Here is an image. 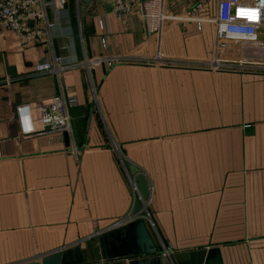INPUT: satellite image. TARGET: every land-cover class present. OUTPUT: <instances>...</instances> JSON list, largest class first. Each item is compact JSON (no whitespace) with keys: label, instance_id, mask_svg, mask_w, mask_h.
<instances>
[{"label":"crops","instance_id":"obj_1","mask_svg":"<svg viewBox=\"0 0 264 264\" xmlns=\"http://www.w3.org/2000/svg\"><path fill=\"white\" fill-rule=\"evenodd\" d=\"M199 1L165 0L162 61L136 12L117 17L96 0H67L51 43L22 48L0 33V264L76 243L80 264H118L98 237L131 208L130 164L151 189L148 230L160 253L217 247L223 264H264V75L207 67L217 0L196 11L200 29L179 18ZM84 54L132 62L70 67L60 78L33 69ZM62 91L74 102L69 130L1 142L13 104Z\"/></svg>","mask_w":264,"mask_h":264},{"label":"built area","instance_id":"obj_2","mask_svg":"<svg viewBox=\"0 0 264 264\" xmlns=\"http://www.w3.org/2000/svg\"><path fill=\"white\" fill-rule=\"evenodd\" d=\"M67 0H0V33L9 31L14 33L20 46L26 48L30 45H41L48 43L54 38L57 26L56 18L65 9ZM81 0H76L77 7ZM93 1V0H90ZM110 6L111 12L117 17H122L136 12L144 24V33L148 38H153L157 44V51L152 60L162 61L159 52V43L166 20L165 0H96ZM204 1V0H203ZM203 1L197 2L186 13L179 17L182 21H195L197 27L201 28L202 19L197 15V10L203 6ZM55 15L53 19L50 14ZM214 35V57L206 62L207 67L212 69H231L256 71L264 75V0H217L216 12L212 19ZM100 28H103L102 19L99 20ZM101 46H106L104 37L100 38ZM238 45L239 48L233 46ZM258 48L249 53V60L233 58V53L241 56L243 49L240 46ZM244 53V52H243ZM247 54V53H245ZM254 55V56H253ZM235 56V55H234ZM233 60V61H232ZM235 60V61H234ZM104 62L107 66L123 64L130 61L125 55H113L101 57L83 55L80 60L73 63H64L61 56L54 55L51 61H39L33 65L37 73L55 74L60 78L61 73L72 67H83L89 72L91 67ZM94 100L96 90L90 82ZM73 99L66 97L63 93L55 94L46 99L29 103L13 104L10 111V121L13 123L12 133L3 141L24 140L37 135L47 134L70 129L69 106L73 105ZM22 106H27L28 113L24 120L21 119ZM132 193V205L128 213L115 222L113 227L126 224L131 220L141 217L147 228L155 229L152 220L149 197L144 198L135 182L129 177ZM138 201L140 209L132 214L135 202ZM173 251L166 248L163 255L169 257Z\"/></svg>","mask_w":264,"mask_h":264},{"label":"water","instance_id":"obj_3","mask_svg":"<svg viewBox=\"0 0 264 264\" xmlns=\"http://www.w3.org/2000/svg\"><path fill=\"white\" fill-rule=\"evenodd\" d=\"M89 2L90 0H82ZM135 182L144 198L149 197L146 177L133 164L128 165ZM140 209L135 202L132 214ZM105 255L118 264H223L217 247L174 251L169 257L160 253L156 241L148 230L143 218L137 217L126 224L120 225L104 236L98 237ZM83 250L78 243L15 264H80L83 261Z\"/></svg>","mask_w":264,"mask_h":264},{"label":"rangeland","instance_id":"obj_4","mask_svg":"<svg viewBox=\"0 0 264 264\" xmlns=\"http://www.w3.org/2000/svg\"><path fill=\"white\" fill-rule=\"evenodd\" d=\"M165 23H166V22H164V26H165ZM233 47L236 48V51H237V49L239 48L238 45H235V46H233ZM240 48L244 50V51H242V54H241L242 57L237 56V55L235 54V52L232 54V55H233V58L240 59V61H243V60H241V59H246V60H244V61H247V59L249 60V58L252 57V56L249 57V53L253 54V49H254V48H258V49H260V48L257 47V46L249 47V46H243V45H241ZM243 52H244V53H243ZM245 53H247V54H245ZM234 55H235V56H234ZM253 56H254V55H253ZM232 61H233V60H232ZM234 61H235V60H234ZM95 90H97L96 87H95ZM90 91H91V86H90ZM91 95H92V97H93L92 91H91Z\"/></svg>","mask_w":264,"mask_h":264},{"label":"clouds","instance_id":"obj_5","mask_svg":"<svg viewBox=\"0 0 264 264\" xmlns=\"http://www.w3.org/2000/svg\"><path fill=\"white\" fill-rule=\"evenodd\" d=\"M18 111L21 112V119L24 120L26 118L27 113H28L27 106H22L21 109H18Z\"/></svg>","mask_w":264,"mask_h":264}]
</instances>
